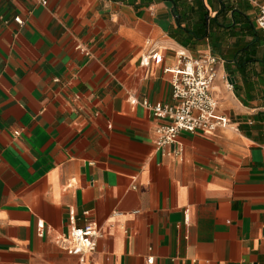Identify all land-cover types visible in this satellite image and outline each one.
<instances>
[{
  "label": "crops",
  "instance_id": "crops-1",
  "mask_svg": "<svg viewBox=\"0 0 264 264\" xmlns=\"http://www.w3.org/2000/svg\"><path fill=\"white\" fill-rule=\"evenodd\" d=\"M259 5L0 0V264H264ZM153 50L163 60L146 65ZM181 50L221 58L230 124L163 154L168 120L143 102H175ZM91 221L96 251L67 252L58 238Z\"/></svg>",
  "mask_w": 264,
  "mask_h": 264
},
{
  "label": "built area",
  "instance_id": "built-area-1",
  "mask_svg": "<svg viewBox=\"0 0 264 264\" xmlns=\"http://www.w3.org/2000/svg\"><path fill=\"white\" fill-rule=\"evenodd\" d=\"M39 1L44 5L47 4V0ZM247 1L260 3L257 25L264 33V3H261V0ZM14 21L20 26L24 24L21 16H15ZM5 23L9 21L5 20ZM78 47L84 50L81 46ZM176 55L180 63L171 71L172 97L175 102L172 104L143 102L155 117L168 120L156 128L157 145L162 149L163 154L172 153L167 147L176 143L182 132L212 133L220 128H227L230 124V118L218 112L219 103L214 95V82L218 77L221 58L212 53H203L197 57L188 56L182 50ZM162 60L163 54L153 50L144 56L142 62L149 65L150 61ZM226 84L228 87L232 86L228 80ZM181 151V148H178L173 153L179 155ZM39 226L43 227L44 222L39 221ZM101 235L99 225L91 221L81 227L71 226L58 238V242L67 252L84 256L96 251ZM153 260V257L148 259L149 262Z\"/></svg>",
  "mask_w": 264,
  "mask_h": 264
}]
</instances>
